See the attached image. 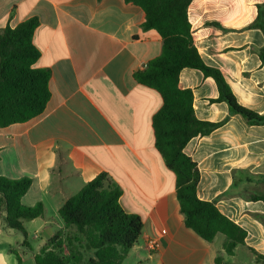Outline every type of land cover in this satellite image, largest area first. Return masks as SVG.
Segmentation results:
<instances>
[{"label": "crops", "instance_id": "0c3cea01", "mask_svg": "<svg viewBox=\"0 0 264 264\" xmlns=\"http://www.w3.org/2000/svg\"><path fill=\"white\" fill-rule=\"evenodd\" d=\"M264 0H193L188 9L194 44L204 63L219 70L238 102L264 115V64L257 51L264 35L251 25ZM38 18L36 68L51 71L45 113L0 129V176L30 178L22 204L42 203L43 217L25 221L26 235L10 228L0 211V264H35L53 236L65 231L59 211L100 174L122 195L120 204L139 215L142 235L122 264H264V202L226 195L235 171L254 178L241 186L264 194V126L230 115L215 80L196 69L180 73L179 87L194 94L201 121L226 123L185 147L200 171L197 195L246 233L245 246L229 255L225 236L207 242L186 227L176 174L155 146L153 118L163 99L134 74L162 53L156 30H144V11L124 0H0V30ZM259 178H263L259 181ZM35 233L38 242L28 237ZM223 236V238L221 237ZM150 241H157L151 249ZM17 254L21 260L19 262Z\"/></svg>", "mask_w": 264, "mask_h": 264}, {"label": "trees", "instance_id": "16d2710c", "mask_svg": "<svg viewBox=\"0 0 264 264\" xmlns=\"http://www.w3.org/2000/svg\"><path fill=\"white\" fill-rule=\"evenodd\" d=\"M144 11L142 29L156 30L163 41L162 53L134 74L138 83L156 90L163 99L153 118L155 146L177 178V197L186 227L207 242L219 234L225 236L223 249L229 255L245 246L247 233L225 217L216 202L198 198L200 171L184 153L196 137L210 135L224 125L201 121L194 110V94L179 87L180 73L196 69L215 80L219 98L227 103L230 115L241 116L250 126H264V115L242 106L222 73L207 66L194 44L188 9L193 0H124ZM257 18L251 25L264 35V3L257 6ZM40 22L31 18L17 27L0 30V129L42 116L51 98V71L35 67L40 51L34 45V33ZM264 64V47L257 51ZM253 182L247 171L234 172V184L226 195L236 194L251 201H263L264 194L251 195L239 184ZM263 178H259V181ZM32 185L30 178L9 179L0 176V211L5 209L7 225L26 235L25 221L44 216L42 203L35 207L22 204ZM121 189L100 174L81 191L70 197L59 211L65 231L59 232L35 257V264H122L138 243L143 230L139 215L127 213L120 204ZM264 224V217L257 216ZM67 249L68 254H66ZM259 262L264 256L258 255ZM83 252L91 254L86 260ZM19 262H21L17 254ZM216 264H229L222 256Z\"/></svg>", "mask_w": 264, "mask_h": 264}, {"label": "rangeland", "instance_id": "374dc122", "mask_svg": "<svg viewBox=\"0 0 264 264\" xmlns=\"http://www.w3.org/2000/svg\"><path fill=\"white\" fill-rule=\"evenodd\" d=\"M221 237L223 238V236H221ZM28 241H29L31 244H35L36 242H38V239L35 238V233H32V236H29V237H28ZM65 251H66V254H68L67 249H65ZM83 253H84V255H85V259H86V260L91 256V254H89V253H86V252H83Z\"/></svg>", "mask_w": 264, "mask_h": 264}, {"label": "built area", "instance_id": "2783aa9c", "mask_svg": "<svg viewBox=\"0 0 264 264\" xmlns=\"http://www.w3.org/2000/svg\"><path fill=\"white\" fill-rule=\"evenodd\" d=\"M149 246L150 248L153 250V249H156V247L158 246V242L157 241H150L149 242Z\"/></svg>", "mask_w": 264, "mask_h": 264}]
</instances>
